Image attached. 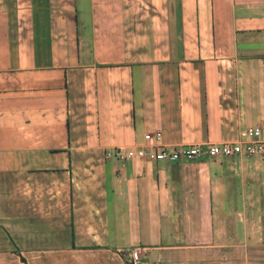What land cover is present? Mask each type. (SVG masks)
<instances>
[{
	"label": "crops",
	"instance_id": "0c3cea01",
	"mask_svg": "<svg viewBox=\"0 0 264 264\" xmlns=\"http://www.w3.org/2000/svg\"><path fill=\"white\" fill-rule=\"evenodd\" d=\"M264 119V0H0V264H264V152L106 156Z\"/></svg>",
	"mask_w": 264,
	"mask_h": 264
},
{
	"label": "built area",
	"instance_id": "2783aa9c",
	"mask_svg": "<svg viewBox=\"0 0 264 264\" xmlns=\"http://www.w3.org/2000/svg\"><path fill=\"white\" fill-rule=\"evenodd\" d=\"M148 139L147 146L139 148L114 147L106 151V156H114L118 159H126L132 156H145L151 159H168L179 161L183 158H194L202 155L217 156H249L262 154L264 152V119L258 123L246 125L239 130L237 138L222 140L219 142H208L206 144L178 145L168 147L159 141V132L145 134ZM132 263L138 262L140 251L137 248L130 249ZM151 264V263H148Z\"/></svg>",
	"mask_w": 264,
	"mask_h": 264
}]
</instances>
